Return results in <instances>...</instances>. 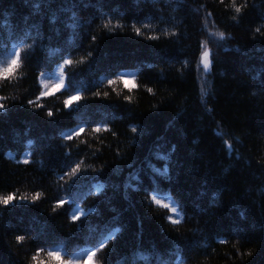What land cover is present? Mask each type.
I'll use <instances>...</instances> for the list:
<instances>
[{
    "label": "trees",
    "instance_id": "trees-1",
    "mask_svg": "<svg viewBox=\"0 0 264 264\" xmlns=\"http://www.w3.org/2000/svg\"><path fill=\"white\" fill-rule=\"evenodd\" d=\"M247 5L237 14L231 0H0V70L16 52L22 58L0 81L9 105L0 114V196L29 198L0 206V264H35L41 246L44 264L48 251L86 264L97 245L104 264H264V37L255 32H264V0ZM73 17L95 42L66 43ZM204 43L215 61L202 84ZM68 58L78 110L64 107V91L41 96ZM117 74L135 84L110 85ZM99 124L109 130L96 133ZM78 127L83 134L66 140ZM173 145L169 161H155ZM146 158L161 170L168 163L171 180L152 185ZM76 163L87 178L69 190L64 170Z\"/></svg>",
    "mask_w": 264,
    "mask_h": 264
},
{
    "label": "snow or ice",
    "instance_id": "snow-or-ice-1",
    "mask_svg": "<svg viewBox=\"0 0 264 264\" xmlns=\"http://www.w3.org/2000/svg\"><path fill=\"white\" fill-rule=\"evenodd\" d=\"M220 2L223 4L225 2V0H220ZM119 6L120 5L117 4V7H119ZM247 6H248L247 0H244V3L240 4L239 6L237 4V0H231V8L237 14H241L242 10L245 9ZM85 7H87V5H85ZM101 7H102V5H101ZM55 19L56 18L54 17L53 18L54 22H55ZM73 19L75 20V23L72 25L73 30L69 34L67 41H66V43L70 47L72 45H74V43L76 41H79V40H86V41H91V42H95L97 40L96 35L92 34L91 32L84 31L83 30L84 25L80 24V22L78 20H76L75 17H73ZM89 23H91V21H89ZM109 23H105L103 25V27L106 29H109ZM120 27H122V25H117V28H120ZM75 29H81V31L77 32ZM109 30L111 31V29H109ZM135 32H136L137 36L141 35V30L139 28H135ZM255 32L259 33L262 37H264V32L261 31L260 27H257L255 29ZM40 35H41L40 48L43 51V49L45 47H50V46L46 45L44 43V41L47 40V37L44 36L42 33H40ZM215 35H218L221 39L224 38L223 32L217 33ZM151 39L156 40L159 38L154 36V37H151ZM55 50L59 51L60 49L56 48ZM69 55H71V51H69ZM21 59L22 58H21L20 52H16L15 57L11 60L9 65L6 68L0 70V81L7 82L11 79L13 73H15V71L21 67ZM28 59H29V64L31 65L33 58L29 57ZM214 61H215V58H214V55H213L211 49H209L207 47V45H205V50L203 51L202 56H201V63H202L203 69L206 72L212 71ZM73 64H74L73 59H71V58L64 59L63 65H60V68H59V71L61 74V78H60L59 83L52 89H48L47 85H45L46 90L41 92V96H51L56 92L64 91V93L66 95V99L64 100V107L68 110H74V105L77 106L75 110H78L79 102L82 101V99H83L79 93L71 94V92H70V88H71L70 81H69V84L67 86L65 83L64 65L72 66ZM40 75L43 76L44 72L42 71L40 73ZM130 82L135 84V80L129 81V79H126L125 76L122 74H117L116 79H112V80L108 81V83L110 85L123 84L124 87H127ZM129 91L131 92L132 89L129 88ZM148 91L151 92L152 89H148ZM94 95H95V98H100V99L107 98V93H105L104 96H101V93L99 91H96L94 93ZM125 99L128 100L129 102L131 101L130 96L125 97ZM5 100H7V97L0 96V114H2V115H6L8 110H9V105L4 103ZM27 106L33 107V109L43 107V105H40L38 103V101H33L31 99L28 100ZM53 115L54 114L51 111L47 112L48 117L51 118V117H53ZM108 130L109 129H107V127L103 124L97 125L94 129V131L96 133H100L101 131H108ZM131 131L133 133H137L138 132V126H133L131 128ZM83 132H84V128L78 127L74 131H71L67 135H65V139L68 141H72L74 139L79 138L83 134ZM133 143L134 144L138 143V140L133 139ZM229 148H231V145H229ZM175 151H176V146L173 145L171 148V151L168 153V155H163L157 150V151L153 152V157H154L155 161H169L171 159L172 154L175 153ZM65 155L70 156L71 153H65ZM24 163L27 164L28 161L25 160ZM129 167H132V165H129ZM145 167L148 169V172L150 173V175H148V179L152 185L158 186L159 183L162 181H170L171 180V175L169 174V164L168 163H165L163 165V170H161V168L157 166V163H155L153 161V159L146 158ZM92 171L97 172L96 169H92ZM102 171H103L102 169L99 170V172L97 174L99 175V173ZM140 171H143V169H141ZM87 173H88V170L82 168L80 163H76L74 166H71V167H65L64 175L71 178V181L69 183V190L74 189L81 182L82 179H86ZM136 178L138 180L140 179L139 173L137 174ZM126 187H131V185H127ZM153 190H155V188H153ZM137 191H138V189H137ZM39 198H40V194L37 193L36 196L33 197V202H35V200H38ZM28 199L29 198L27 196H20L19 198H17V196L15 194H8V195L0 196V206H3L4 209H7L10 206H14V204L17 202H25ZM152 199L155 201V203H157V204L160 203V201L158 199H156L155 196H153ZM65 203H66V201L60 200L57 203V207L62 208ZM164 207L167 208L169 206L164 205ZM171 210L176 215H179V213L176 212V207H172ZM82 215H83V212H81L80 215H73L71 217V219L73 222H78L81 220ZM169 219H170V223L172 225H179L180 224V219H174V218H169ZM116 231H120V229L117 228ZM29 235H30V233H26L24 235H17L16 241L19 243H24L26 237ZM101 246L102 245H97L95 250H91L89 252V254L87 256L86 264H104V260H101L98 258V252H99ZM44 250H45L44 247L41 246L39 249V253H37L36 256L32 257V260L35 262V264H44V261L39 259V254L43 253ZM47 255H48L47 264H65V261L61 258L59 252L48 251ZM141 259H150V257L142 256ZM67 264H71V262L69 261V262H67ZM133 264H135V261H133ZM163 264H167V262L165 261V262H163Z\"/></svg>",
    "mask_w": 264,
    "mask_h": 264
},
{
    "label": "rangeland",
    "instance_id": "rangeland-1",
    "mask_svg": "<svg viewBox=\"0 0 264 264\" xmlns=\"http://www.w3.org/2000/svg\"><path fill=\"white\" fill-rule=\"evenodd\" d=\"M205 44H207V43H204V47H205ZM203 49V51L205 50V48H202ZM209 49H211V47H209ZM203 51L201 52V55H200V58H199V63H200V71H199V77H200V79H201V83L203 84V83H205L206 82V80H207V73L208 72H206L204 69H203V66H202V63H201V56H202V53H203ZM212 51V50H211Z\"/></svg>",
    "mask_w": 264,
    "mask_h": 264
}]
</instances>
